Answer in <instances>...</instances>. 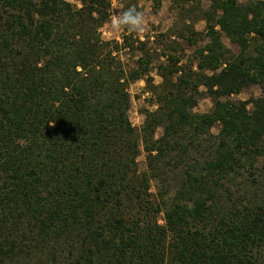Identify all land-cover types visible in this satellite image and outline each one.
<instances>
[{
    "label": "trees",
    "instance_id": "16d2710c",
    "mask_svg": "<svg viewBox=\"0 0 264 264\" xmlns=\"http://www.w3.org/2000/svg\"><path fill=\"white\" fill-rule=\"evenodd\" d=\"M79 1L0 0V264H264V0H172L207 42L157 84L146 40H102L110 0Z\"/></svg>",
    "mask_w": 264,
    "mask_h": 264
},
{
    "label": "rangeland",
    "instance_id": "374dc122",
    "mask_svg": "<svg viewBox=\"0 0 264 264\" xmlns=\"http://www.w3.org/2000/svg\"><path fill=\"white\" fill-rule=\"evenodd\" d=\"M70 4L79 7V0H65ZM248 0H239V3H245ZM128 2L136 8L137 11L141 12L146 21V31L135 37H138L141 41L146 40L148 42L147 47L153 55L159 56L160 61H155L151 65V76L154 83H159L160 79L156 74V67L158 62H165V55H175L180 58L178 66H186L188 62H194V51L201 48L207 39H205V23L202 21L198 14L193 15L188 12V5L180 4L177 5L172 0H116L114 6V0H110V17L106 23L100 26L99 33L102 40L104 41H118L121 42L124 34L123 28L119 32H113L111 26V18L119 15L118 11L123 7L124 3ZM205 4V2H204ZM205 8V7H204ZM191 24V25H190ZM192 26V31L195 34L196 43L189 45L187 41L181 37L190 36V32L186 31V27ZM224 46L229 49L233 55L238 54V47L231 43L225 37H222ZM139 57V53L136 51L131 57L126 54H121V58L128 66H133L134 60ZM260 86L251 85L248 88L243 89L238 95L233 96V100L238 101H250L251 99L260 96ZM128 92L130 95V109L128 112V118L131 125L135 128H139L143 122V110H152L150 106V96L145 92V84L143 80H139L129 85ZM211 102L203 97L200 98L195 112H208L211 110ZM250 104H248V107ZM217 129L214 128L212 133H216ZM144 152L141 151L137 158L139 168H143L144 163ZM159 222H161L159 220Z\"/></svg>",
    "mask_w": 264,
    "mask_h": 264
},
{
    "label": "clouds",
    "instance_id": "9594fccd",
    "mask_svg": "<svg viewBox=\"0 0 264 264\" xmlns=\"http://www.w3.org/2000/svg\"><path fill=\"white\" fill-rule=\"evenodd\" d=\"M115 2L116 0H114V6ZM111 26L114 33L119 32L125 26L129 33H135L137 36L146 31L145 18L135 7H128L121 14L113 16L111 18Z\"/></svg>",
    "mask_w": 264,
    "mask_h": 264
}]
</instances>
